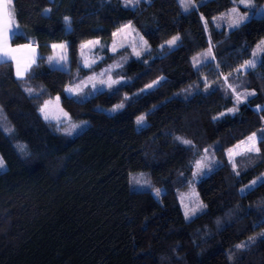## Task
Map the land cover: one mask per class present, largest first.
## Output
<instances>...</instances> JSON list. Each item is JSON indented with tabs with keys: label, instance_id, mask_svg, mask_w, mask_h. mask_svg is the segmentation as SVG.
<instances>
[{
	"label": "trees",
	"instance_id": "1",
	"mask_svg": "<svg viewBox=\"0 0 264 264\" xmlns=\"http://www.w3.org/2000/svg\"><path fill=\"white\" fill-rule=\"evenodd\" d=\"M193 2L198 8L184 13L177 0H149L136 8L124 7L122 0H13L20 35L10 44L34 42L44 59L23 79L15 77L11 62H0V158L5 164L0 169V264H264V237L259 236L264 232V185L241 192L264 174V142L259 155L236 157L239 176L226 155L264 129V111L257 110L264 107V57L254 69L233 71L264 38V18L253 17L226 31L211 21L232 0ZM252 3L259 9L264 0ZM202 14L210 33L204 31ZM128 21L151 51L125 62L118 73L127 84L117 86L115 94L105 90L84 100L66 95L64 88L78 68L77 79L84 78L127 52H106L91 69L82 68L81 42L99 38L107 49L112 33ZM183 31L203 49L210 35L215 60L195 69L184 43L161 56L159 45ZM62 41L70 45L68 72L53 70L47 62L50 45ZM229 73L228 83L237 91L254 90L255 95L235 115L214 121L233 107L234 97L225 94L223 82ZM160 76L167 82L126 102L119 112L103 109ZM204 77L213 85L210 94L203 90ZM190 85L188 95L182 90ZM55 95L71 119L88 121L85 130L70 137L42 118L39 108ZM141 114L146 126L137 129ZM205 149L219 164L195 182L207 207L186 220L179 192L192 180L194 163ZM134 171L147 172L152 187L162 190L159 198L151 190H130L129 173ZM254 236L248 247H236Z\"/></svg>",
	"mask_w": 264,
	"mask_h": 264
},
{
	"label": "snow or ice",
	"instance_id": "2",
	"mask_svg": "<svg viewBox=\"0 0 264 264\" xmlns=\"http://www.w3.org/2000/svg\"><path fill=\"white\" fill-rule=\"evenodd\" d=\"M142 2H149V0H122L124 7H132L136 8ZM182 11L184 13H191L192 11L198 8V5L193 2V0H177ZM202 3V0H201ZM233 7L229 9L226 13H222L219 17H214L211 21L212 24L216 28L221 27V23H217V21H221L227 24L230 30H236L242 27L244 24L249 22L253 17L264 18V8L257 9L252 0H232ZM13 0H0V58L4 61H14L15 62V75L17 79H23L34 66H38L37 62L39 60H43L42 56H38L36 53V46L34 42H29L27 44L18 45L16 48H12L10 46V40L20 35L19 27L14 23L13 20V10H12ZM237 5H242L246 11L241 13L240 8ZM50 11V9H45V12ZM201 21L204 25V31L206 33H210L211 29H209V21L205 19L203 14L201 15ZM64 23L67 31H71V20L69 17H64ZM135 30L132 28V22L128 21L126 24L121 25L116 29L115 32L112 33V36L115 38L117 36H123V40L120 43L113 42L111 46V51L116 53L118 49L125 48L130 46L132 48V55L139 58L146 53H150L151 49L149 43L143 36H140L139 33H135L133 36V40L129 42L127 40V36L133 35ZM138 37V38H137ZM69 43L67 41H62L60 43H53L50 45L52 49V54L47 57L48 64L53 68V70L68 72L70 68L68 67L70 61L68 57ZM103 49V45L99 39H89L82 41L80 44V55L82 59V64L80 67L91 69L93 65H95L99 60H102L103 57H94L89 58L86 55V52H91L92 49L97 47ZM182 46V37L179 34L173 35L171 38L165 40L160 48V55L163 56L165 54L171 53L176 48ZM214 45L211 43V36L209 35V45L208 48L202 52L198 53L193 57V67L197 70L201 66H203L206 62H210L211 60H215V55L213 53ZM23 52V55L18 56L17 53ZM252 58L245 60L241 63L236 69L233 71L238 73H243L248 70L254 69L258 63L261 62L262 57H264V38L257 42L255 48L251 54ZM128 57H123L121 62L114 63L110 65L107 69L103 70L100 73H93L92 75L86 77L83 80H80L79 83H74L70 85H66L64 91L69 94L71 97L84 98L87 95L101 93L105 90H109L112 94H115L119 91L117 86H125L127 81L120 77L118 79H113L112 73L115 70L122 69L123 63L126 62ZM147 64V61H144ZM220 67L219 64L216 65L218 69ZM80 68H78V71ZM223 75V74H221ZM223 77V82L225 85V94L227 95L229 91L231 95L234 97L233 107L226 109L224 112H220L217 116L213 117V120H220L223 117L228 115H235L239 111L240 105L247 104L250 97L255 95V91H237L236 87L233 84L228 83L229 77ZM204 79V92L209 93L212 90L213 85L210 84L206 77ZM166 77L160 76L155 80H152L150 83L145 84V86L139 90L138 93H133L131 97L125 95L124 100L114 105L109 112L117 113L125 107L126 102H134L136 98H139L142 94H150L151 90L157 87L162 86L163 83H166ZM218 83V81H214L213 84ZM86 89H90V91L86 92ZM29 95H33V90L31 88L25 89ZM199 89L197 88V91ZM188 95L192 94V86L190 85L188 88L182 90ZM179 95V93H177ZM57 102L59 101V97L56 98ZM51 101H45L44 104L39 108V112L43 116V118L47 121L50 118H54L58 122V129L62 131L65 135H73L74 132L82 126V124L86 122H81L80 124L73 123L68 113L64 112L63 109H58L59 115L52 117L49 111V106ZM58 107V104H57ZM155 107V106H154ZM257 110L264 111V107L257 106ZM151 111V110H150ZM264 120V116L261 117ZM136 124L138 127L146 126L145 115L141 114L136 118ZM60 125H66L64 127H60ZM11 131L10 129L8 130ZM176 140H179L182 144L191 145L192 142L190 140L182 139L181 137H176ZM264 142V129H261L259 132H254L250 136L246 138V140L240 141L237 145L233 146V148H229L226 150V155L228 156L229 162L232 165L233 172L236 176L240 175V171L237 168L236 157L243 154H257L259 155L261 152V148L259 147V143ZM20 149L23 150V146H20ZM219 161L215 159V155L209 154L208 149L204 150V154L200 156L194 163V171L192 173V180L190 184H194L198 179L204 177L208 173L213 171L214 166L218 165ZM4 166L3 160L0 159V169ZM145 174L141 173L139 178H136L132 181V183L139 185L141 187H148L155 194L156 197L161 195V189L152 187L151 181L148 179H144ZM257 184L264 185V174L257 177L249 184L245 185L244 188L241 189V192L252 190ZM191 201V206L189 204H184L182 197V205L184 207V216L186 220L192 219L198 214L202 213L203 210L207 207L202 201L199 200L197 194L194 189L190 193V196L187 197ZM260 237H264V232L259 233ZM257 237H250L248 241L236 245L238 249H243L248 247L250 244L254 243Z\"/></svg>",
	"mask_w": 264,
	"mask_h": 264
},
{
	"label": "rangeland",
	"instance_id": "3",
	"mask_svg": "<svg viewBox=\"0 0 264 264\" xmlns=\"http://www.w3.org/2000/svg\"><path fill=\"white\" fill-rule=\"evenodd\" d=\"M202 1H205V0H202ZM234 5H233V3H232V5H231V7L229 8V9H231L232 7H233ZM239 8H240V11H241V13H243L244 11H246V9H244V7L242 6V5H237ZM261 8H264V4L259 8V9H261ZM229 9H227L226 11H223L222 13H226ZM222 13H220V14H218L216 17H219ZM217 23H221V27L220 28H218V29H225L226 31H229L230 29L228 28V26H227V24L226 23H224V22H221V21H217ZM134 29V28H133ZM135 30V29H134ZM116 31V30H115ZM114 31V32H115ZM135 33H139V32H137L136 30H135V32L133 33V35H129V36H127V40L129 41V42H131L132 40H133V36L135 35ZM181 37H182V43H184V44H186L187 45V47H188V49H189V53H190V57H191V62H192V65H193V57L194 56H196L198 53H202V52H204L206 49H203L202 47H200V45H199V43H197V41L195 40V38L193 37V35L191 34V33H189L188 31H183V32H180V33H178ZM140 35V34H139ZM141 36V35H140ZM138 38V37H137ZM92 39H99V38H92ZM114 40H115V42H117V43H120V42H122V40H123V36H117V37H113L112 35H111V39H110V41H109V44H108V46H107V49L105 48V47H103V49H101V48H95V49H92V51L91 52H86V55L91 59V58H94V57H97V56H99V57H103V59H104V57H106V52L107 53H109V55H111V56H113L115 53H113L112 51H111V46H112V44H113V42H114ZM57 43H60V42H57ZM150 46V45H149ZM256 46V45H255ZM126 49H127V52L126 53H121V54H118L116 57H111L112 59H111V62L107 65V66H104V67H101V68H99L98 70H96V71H94L95 73H100V72H102L103 70H105V69H107L110 65H113L114 63H117V62H121L122 60H123V57H128V59L130 58V57H134V58H137V57H135L134 55H132L131 53H132V48L130 47V46H127V47H125ZM255 48V47H254ZM122 49H124V48H121V49H118V51L117 52H119L120 50H122ZM150 49H151V46H150ZM116 52V53H117ZM52 54V49H51V52H50V54H48V56L49 55H51ZM147 54V53H146ZM145 55V54H144ZM144 55H142L141 57H139V58H142ZM47 56V57H48ZM78 58H79V65L81 66V64H82V59H81V55H80V48H79V52H78ZM139 58H137V59H139ZM252 58V56H250L248 59H251ZM102 59V60H103ZM128 59H127V61H128ZM247 59V60H248ZM101 60H99L97 63H99ZM96 63V64H97ZM125 64V62L123 63V65ZM68 67H69V65H68ZM121 69H118V70H115L113 73H112V75H113V79H118V78H120V77H122L121 75H120V73H118L119 71H120ZM93 72V73H94ZM92 73V74H93ZM92 74H88L87 76H85L84 78H79V79H77L78 77H81V73H79L78 71H76V72H74V80L72 81V84H74V83H79L80 82V80H83V79H85L86 77H88V76H90V75H92ZM67 85H70V84H67ZM65 89V88H64ZM88 91H90V89H86V92H88ZM65 92V91H64ZM65 94L66 95H69V94H67L66 92H65ZM92 94H90V95H87V96H85L84 98H77V97H74L75 99H77V100H84V99H86V98H88L89 96H91ZM57 97H59V95H55V96H53L51 99H48V100H46V101H51V104H50V106H49V111H50V113H51V116L52 117H55V116H57V115H59V112H58V109H63L62 107H61V105H60V97H59V101L57 102V100H56V98ZM122 102V101H121ZM120 102V103H121ZM44 104V103H43ZM42 104V105H43ZM57 104H58V107H57ZM119 104V103H118ZM117 105V104H116ZM112 108V107H111ZM111 108H103L106 112H109V110L111 109ZM63 111L64 112H66L64 109H63ZM202 112H203V120H204V122H205V126H206V129H207V131L208 132H211L212 131V127H211V122H210V120L208 119V116H207V113H206V110L204 109V107H203V109H202ZM67 113V112H66ZM110 113V112H109ZM40 115H41V113H40ZM42 116V115H41ZM138 116H140V115H138ZM137 116V117H138ZM136 117V118H137ZM42 118H43V116H42ZM44 119V118H43ZM45 120V119H44ZM72 120V122L73 123H77V124H80L81 122H86V123H84V124H82V126L80 127V128H78L75 132H74V134L73 135H70V137H74L75 135H77V134H79V133H81L83 130H85L87 127H88V125H89V123H88V121L87 120H85V119H78V120H74V119H71ZM47 121H51V122H53V123H55V125H56V127L58 128V122H57V120L56 119H54V118H50V120H47ZM135 124H136V120H135ZM64 126H66V125H60V127H64ZM136 128L137 129H140L141 127H138L137 126V124H136ZM60 132H62V131H60ZM63 133V132H62ZM69 136V135H68ZM244 140H246V138L244 139ZM243 141V140H242ZM237 145V144H236ZM233 148V147H232ZM227 158H228V156H227ZM1 159V158H0ZM3 164H4V162H3ZM4 168H5V164H4V166H3ZM141 173H143V174H145L144 175V179H148L149 180V177H148V174H147V172L146 171H134V172H130L129 173V180H128V182H129V188H130V190H132V191H144V190H151L150 188H148V187H141V186H139V185H136V184H134V183H132V181L134 180V179H136V178H139L140 177V174ZM199 180V179H198ZM197 180V181H198ZM196 181V182H197ZM194 189V191H195V193L197 194V192H196V189H195V183L194 184H188L187 185V187L184 189V190H182L181 192H179V198H178V200H179V203H180V206H181V209H182V212H183V214H184V207H183V205H182V197H184V200H183V203L184 204H189V206H191V201H190V199H188L187 197H189L190 196V193L192 192V190ZM152 194L155 196V194L152 192ZM162 194V193H161ZM198 196V195H197ZM156 197V196H155ZM160 197V196H159ZM158 197V198H159ZM157 198V197H156Z\"/></svg>",
	"mask_w": 264,
	"mask_h": 264
},
{
	"label": "crops",
	"instance_id": "4",
	"mask_svg": "<svg viewBox=\"0 0 264 264\" xmlns=\"http://www.w3.org/2000/svg\"><path fill=\"white\" fill-rule=\"evenodd\" d=\"M12 7V6H11ZM12 10H13V7H12ZM14 13V12H13ZM13 20H14V23L16 24V21H15V18H14V15H13ZM17 25V24H16ZM24 44H27V43H24ZM19 45H23V44H19ZM10 46L12 47V48H16L18 45H11L10 44ZM36 53H37V55H38V50H37V48H36ZM24 53L23 52H21V53H17V55L18 56H20V55H23ZM0 62H4V60L2 59V58H0ZM8 62H11L12 63V65H13V69H14V75H15V62L14 61H11V60H8ZM15 77H16V75H15Z\"/></svg>",
	"mask_w": 264,
	"mask_h": 264
}]
</instances>
